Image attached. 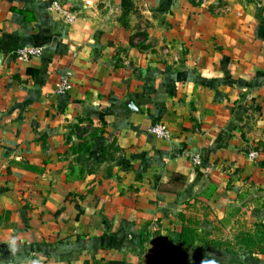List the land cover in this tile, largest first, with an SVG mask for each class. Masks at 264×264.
<instances>
[{
    "label": "crops",
    "instance_id": "crops-1",
    "mask_svg": "<svg viewBox=\"0 0 264 264\" xmlns=\"http://www.w3.org/2000/svg\"><path fill=\"white\" fill-rule=\"evenodd\" d=\"M180 213L264 244V0H0V264H192Z\"/></svg>",
    "mask_w": 264,
    "mask_h": 264
},
{
    "label": "trees",
    "instance_id": "trees-1",
    "mask_svg": "<svg viewBox=\"0 0 264 264\" xmlns=\"http://www.w3.org/2000/svg\"><path fill=\"white\" fill-rule=\"evenodd\" d=\"M178 217L183 223V227L181 228L176 240L180 247L187 250V256L188 258L192 259V264H209L210 259L204 254L208 246L218 249L229 248L228 246H230V248L241 246L248 254H252L254 252L264 254V244H262V238L256 237L251 233H241L237 235L235 244L232 246L220 240L208 241V235H206L204 231L202 232L201 230L205 222L194 220L181 213L178 215ZM261 233L264 237V232L262 230ZM195 242H201L202 245L195 248ZM92 264L100 263L99 261H93Z\"/></svg>",
    "mask_w": 264,
    "mask_h": 264
},
{
    "label": "built area",
    "instance_id": "built-area-1",
    "mask_svg": "<svg viewBox=\"0 0 264 264\" xmlns=\"http://www.w3.org/2000/svg\"><path fill=\"white\" fill-rule=\"evenodd\" d=\"M40 55V49L34 46H23L21 47L18 52L17 56L23 62H28L31 59L38 57ZM72 87L71 83V74L68 71H65L63 75L60 77L59 82L56 85L55 91L56 93H66ZM151 135L156 137L160 140H167L169 139V131L164 124H156L149 129ZM259 155V151L257 150H250L248 152V156L251 159L257 158Z\"/></svg>",
    "mask_w": 264,
    "mask_h": 264
},
{
    "label": "rangeland",
    "instance_id": "rangeland-1",
    "mask_svg": "<svg viewBox=\"0 0 264 264\" xmlns=\"http://www.w3.org/2000/svg\"><path fill=\"white\" fill-rule=\"evenodd\" d=\"M212 252V253H211ZM210 255L212 257H216L217 261L212 262L211 264H248L246 261L242 262V258L245 253L242 252L240 249H218L214 248L210 250ZM250 264L251 261H250Z\"/></svg>",
    "mask_w": 264,
    "mask_h": 264
}]
</instances>
